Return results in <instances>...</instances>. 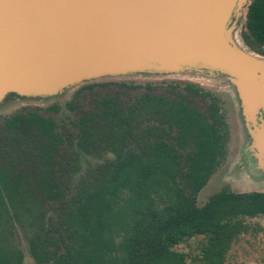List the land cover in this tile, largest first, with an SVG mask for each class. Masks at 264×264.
<instances>
[{
    "label": "trees",
    "instance_id": "obj_1",
    "mask_svg": "<svg viewBox=\"0 0 264 264\" xmlns=\"http://www.w3.org/2000/svg\"><path fill=\"white\" fill-rule=\"evenodd\" d=\"M240 36L264 56V0H250ZM65 106V136L32 109L0 115V264H25L18 234L34 264H225L241 236L264 231L248 222L264 217V192L196 204L229 138L211 92L93 81ZM82 155L100 161L78 174ZM195 237V255L175 249Z\"/></svg>",
    "mask_w": 264,
    "mask_h": 264
},
{
    "label": "water",
    "instance_id": "obj_2",
    "mask_svg": "<svg viewBox=\"0 0 264 264\" xmlns=\"http://www.w3.org/2000/svg\"><path fill=\"white\" fill-rule=\"evenodd\" d=\"M249 3L0 0V106L12 98L52 99L105 78H224L262 166L264 56L236 35Z\"/></svg>",
    "mask_w": 264,
    "mask_h": 264
},
{
    "label": "rangeland",
    "instance_id": "obj_3",
    "mask_svg": "<svg viewBox=\"0 0 264 264\" xmlns=\"http://www.w3.org/2000/svg\"><path fill=\"white\" fill-rule=\"evenodd\" d=\"M244 23L245 19L240 22L236 32L240 41V32L244 28ZM100 81H123L141 85L146 83H177L180 85L191 83L217 96L220 99L221 110L229 127V138L226 144L225 157L220 161L216 172L209 182L198 193L196 204L199 207L203 206L211 195L224 188L236 193L264 192V164L262 166L258 165L255 150L251 147V139H248L249 134L242 115L238 95L228 80L188 75L105 78L98 80V82ZM77 88L67 90L62 95L46 101L28 98L7 99L0 106V115L8 116L16 112H22L27 108L32 109L45 117L53 119L57 126L62 128L61 133L65 136L71 133L70 124L75 117L74 113L68 110L65 104L71 100L74 90ZM52 103H58L60 106L58 113H48L43 110ZM262 117L264 118V115ZM97 161L100 160L82 155L79 161L80 171L78 174H82L88 166ZM77 177L73 176V183L76 182ZM248 222L252 226H259L264 230V217H257L248 220ZM201 239L202 237L188 239L181 245L176 246L175 249L193 256L198 252ZM18 242L24 263L34 264L29 256L26 241L21 234H18ZM225 264H264V231L241 236L231 248Z\"/></svg>",
    "mask_w": 264,
    "mask_h": 264
},
{
    "label": "bare ground",
    "instance_id": "obj_4",
    "mask_svg": "<svg viewBox=\"0 0 264 264\" xmlns=\"http://www.w3.org/2000/svg\"><path fill=\"white\" fill-rule=\"evenodd\" d=\"M260 151L264 150V143L262 145L259 146Z\"/></svg>",
    "mask_w": 264,
    "mask_h": 264
},
{
    "label": "flooded vegetation",
    "instance_id": "obj_5",
    "mask_svg": "<svg viewBox=\"0 0 264 264\" xmlns=\"http://www.w3.org/2000/svg\"><path fill=\"white\" fill-rule=\"evenodd\" d=\"M43 100V99H42ZM46 100H50V99H44V101H46ZM248 136V135H247ZM248 139L250 140V136H248Z\"/></svg>",
    "mask_w": 264,
    "mask_h": 264
}]
</instances>
